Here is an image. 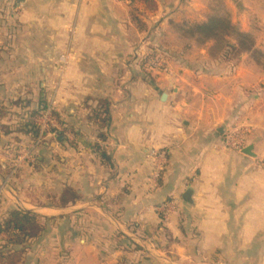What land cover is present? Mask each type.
<instances>
[{"label":"crops","instance_id":"crops-1","mask_svg":"<svg viewBox=\"0 0 264 264\" xmlns=\"http://www.w3.org/2000/svg\"><path fill=\"white\" fill-rule=\"evenodd\" d=\"M156 1L0 0V167L19 163L0 183L66 231L67 250L22 264H264V46L212 56L183 38L191 0ZM156 32L162 73L142 55ZM45 111L61 137L14 125ZM236 129L242 151L225 145ZM67 188L80 200L53 205Z\"/></svg>","mask_w":264,"mask_h":264},{"label":"rangeland","instance_id":"rangeland-1","mask_svg":"<svg viewBox=\"0 0 264 264\" xmlns=\"http://www.w3.org/2000/svg\"><path fill=\"white\" fill-rule=\"evenodd\" d=\"M155 2L157 5L155 10L147 8L143 3H136L143 4V7L154 12L158 8L157 1L155 0ZM190 3L194 4L193 7L199 8V11L197 12V15H190V17L187 16L186 19H181V22L186 24H193V22L200 24L192 25L185 31L186 37H183L185 42H190L191 40L189 39H195L197 47L199 44L212 56L224 54L238 57L240 54L245 53L256 55L259 49L256 48L255 44L264 46V14L258 13L259 7L261 6L258 5L256 0H191ZM170 33L169 50H174V52H176V50L182 49L183 45L181 42L184 39H181L182 36L180 32L177 28H174ZM159 37L160 35L157 34V32L155 35H152L151 38L153 40V45L145 48L142 55L143 58H147L144 65L147 64L146 67L149 70L162 73L163 70L168 71V60L170 61V56L168 49L163 47L158 41ZM165 40L167 39H164L163 42H165ZM166 44L168 43L166 42ZM47 117L50 118L51 122L46 121ZM29 120H33L40 129V142H44L45 138L49 137V134H54L57 130L58 132L57 134L55 133L56 135H60V133L65 134L64 130L58 126L55 116L49 111L42 112L40 116L36 115L35 117H30L28 115L27 117L20 119L18 123L15 122L14 125L19 129L21 128V124H24ZM44 122L47 123V126H45ZM42 127H45V129H42ZM9 158H12L13 160L11 159V161H8L5 168L0 167L2 170L1 174H3V176L1 175V178H3V180L6 179V181L10 179L12 180L11 183H13L14 177L18 180L16 178L15 170L18 169L19 163L16 155L9 156ZM31 159H33L32 163L35 164V158L33 157ZM23 176L28 179L33 178L32 175ZM41 181L42 179L40 182ZM14 185H17V181L14 182ZM14 193H16V191L11 193L7 192L0 183V223L9 217L11 210H22L21 207L17 206V200ZM39 193L40 192H31V194L36 197L41 195ZM10 202L15 203L16 206L9 205ZM49 225L51 226L53 224L49 223ZM64 234H66L64 226L56 231H51V228L49 227V230L43 238L29 240L27 243L20 245L18 249L27 250L22 256L20 264L28 261L29 253L33 254L34 259L36 256H40L41 260H43L45 257L42 256L41 250H67L65 244L61 245ZM9 240L10 238L6 233L0 232V249L7 246ZM15 248V246L9 245L8 250ZM39 250L40 255H37L39 253L37 251ZM50 253L51 252H48V255Z\"/></svg>","mask_w":264,"mask_h":264},{"label":"trees","instance_id":"trees-1","mask_svg":"<svg viewBox=\"0 0 264 264\" xmlns=\"http://www.w3.org/2000/svg\"><path fill=\"white\" fill-rule=\"evenodd\" d=\"M131 1L133 3H143L151 10H155L157 7L155 0ZM36 115L37 114H32V117H35ZM4 116L5 112L3 109H0V118ZM103 122H106V119ZM20 130L24 133L31 134L35 139L39 138L41 135L40 129L33 120H29L28 122L21 124ZM61 136L62 134L60 133V137ZM78 200H80L78 193L73 189L67 188L59 197L53 199V205L57 207H66ZM49 223V220H43L39 215L33 212L21 209L11 210L9 217L0 223V232L6 233L10 238L8 245L0 249V264H20L22 256L27 250H20L18 247L27 243L29 240H38L43 238L49 230ZM9 245H13L16 248L8 250Z\"/></svg>","mask_w":264,"mask_h":264},{"label":"built area","instance_id":"built-area-1","mask_svg":"<svg viewBox=\"0 0 264 264\" xmlns=\"http://www.w3.org/2000/svg\"><path fill=\"white\" fill-rule=\"evenodd\" d=\"M47 119V120H46ZM45 120L51 122L50 118L47 117ZM45 126H47V123L44 122ZM42 129H45V127H42ZM245 141V132L241 129H236L231 134H229L226 138L225 145L236 151H242L244 148V142Z\"/></svg>","mask_w":264,"mask_h":264},{"label":"water","instance_id":"water-1","mask_svg":"<svg viewBox=\"0 0 264 264\" xmlns=\"http://www.w3.org/2000/svg\"><path fill=\"white\" fill-rule=\"evenodd\" d=\"M165 98H166V95L163 96V99H164V100H165ZM251 151H252L251 148H247L246 150H244V153H246V154H248V155H250V156H253V154H252ZM191 194H192V191L189 190V191L186 192V194L184 195V198H185L186 200H191Z\"/></svg>","mask_w":264,"mask_h":264}]
</instances>
